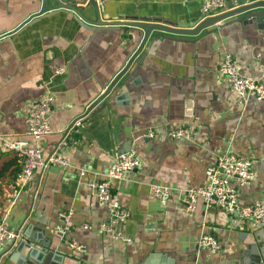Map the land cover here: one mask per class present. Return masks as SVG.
<instances>
[{"label": "crops", "instance_id": "1", "mask_svg": "<svg viewBox=\"0 0 264 264\" xmlns=\"http://www.w3.org/2000/svg\"><path fill=\"white\" fill-rule=\"evenodd\" d=\"M86 0H64L68 3ZM204 0H104L103 21L161 20L194 27ZM228 10L238 5L227 0ZM248 3V2H247ZM87 4H84L86 7ZM35 0H0V139L25 136L26 107L45 93L53 95L48 121L52 133L40 142L48 155L78 118V140L65 152L69 166L50 165L19 185V164L0 180V220L17 232L33 227L44 246L35 244L33 264H249L264 246V227H254L199 203L186 216L177 192L205 182V169L229 149L253 162L255 180L238 187L243 204L264 197V102L239 99L218 73L230 53L242 70L258 76L264 67V24L229 22L228 18L197 35L161 33L170 38L146 41L138 69L128 75L118 98H98L136 44L131 27L85 29L75 14L57 9L37 14ZM94 19L91 7L84 12ZM233 18V17H232ZM155 31L152 32V34ZM151 34V35H152ZM182 38V39H178ZM151 42V43H150ZM135 61L130 66L133 68ZM59 70V71H58ZM128 73V72H127ZM124 75L118 82L120 84ZM122 92V93H121ZM96 103L89 111L91 104ZM105 105V106H104ZM190 129L188 139L172 140L170 128ZM147 130L154 138L141 137ZM135 150L141 167L111 185L130 216L123 232L131 241H113L98 230L106 211L85 186L86 179L105 177L113 153ZM15 158L0 149V165ZM86 175L80 178L79 172ZM152 183L167 185L173 194L166 207L149 196ZM14 200L11 205V201ZM71 212L69 237L86 245L77 255L54 226L60 213ZM88 225L87 229L83 226ZM16 241L0 250V264H26ZM212 234L221 249H200L202 234Z\"/></svg>", "mask_w": 264, "mask_h": 264}, {"label": "built area", "instance_id": "2", "mask_svg": "<svg viewBox=\"0 0 264 264\" xmlns=\"http://www.w3.org/2000/svg\"><path fill=\"white\" fill-rule=\"evenodd\" d=\"M104 0H95L99 6ZM258 0H245L253 2ZM236 4L239 2L236 0ZM228 10L227 0H204L201 7L200 21L211 16L221 14ZM59 71V70H58ZM218 73L228 82L232 92L239 99L253 97L257 102H264V67L258 76L244 72L239 62L226 53L218 65ZM53 95L45 93L40 98L31 102L25 110L24 121L26 124L25 136L13 140L0 139V149L12 152L20 166L15 178L19 185L25 184L36 171H43L50 165L62 168L69 166L65 152L71 149L78 140L74 138L81 125V118L76 119L64 132L59 141L48 155H43L40 142L52 133L48 121ZM191 131L188 127L177 125L170 128L167 136L172 140L188 139ZM141 137L154 138V132L147 130ZM141 167V161L135 150L113 153L105 177L101 180L86 179L84 184L92 192L97 203L106 211L105 218L99 223V232L113 241L128 243L131 239L123 232V227L130 213L126 207L112 193L113 181L121 182L126 179L129 172ZM85 171L79 172L80 178L85 176ZM205 182L202 185L191 186L177 192L183 211L186 216H192L198 207L203 204L206 210L218 208L220 211L240 221H246L254 227H264V197L243 204L239 200L238 187L244 186L255 180L253 162L250 158L239 156L229 149H225L216 156L213 164L205 169ZM173 194L171 188L164 184L152 183L149 187V196L166 207ZM11 205L14 200L11 201ZM71 212L60 213L61 222L54 226V232L60 237L68 235L70 226L68 220ZM84 229L88 225L83 226ZM21 230L13 232L8 229L3 219L0 220V250L6 249L10 242L16 241ZM69 249L77 254L86 252V245L76 238L67 236ZM197 245L200 249L219 252L221 246L212 234H202Z\"/></svg>", "mask_w": 264, "mask_h": 264}, {"label": "water", "instance_id": "3", "mask_svg": "<svg viewBox=\"0 0 264 264\" xmlns=\"http://www.w3.org/2000/svg\"><path fill=\"white\" fill-rule=\"evenodd\" d=\"M35 2L39 3V7H40L36 15L44 14L49 11H53L57 9H67L75 14V16L77 17L79 23L83 28L88 29L90 31H93L94 29H114L119 27H125V28L131 27L133 29L138 30L140 36L139 42L136 44L135 48L131 52H129V54L127 55L121 66V70L109 82V84L106 86L101 96L98 98V100H96L97 102H99L105 96L110 95V98L116 100L118 96L121 95V94L118 95V93L125 85V81L127 80L128 75L133 74L138 69L139 65L142 63V60L145 55L143 54V56L137 59L136 57L138 56L144 44L150 37H151V42H154L157 38H161V39L170 38L169 36L163 35L161 33H170L175 35H190V36L197 35L200 31L209 28L211 26L217 25L228 18L231 19L227 23L238 22V23L246 24V23H250L252 20H255L259 24H264V0H258L248 3L245 2V0H238V2L241 4H239L235 8L229 9L215 16L207 17L199 21L192 28L178 27L176 24L162 22L161 20L144 19V20H140L139 22H123L119 20L110 21V22L103 21L100 18L98 12L99 9L95 0H86L85 2L80 1L74 4L72 3L67 4L66 2H64V0H35ZM84 4H87L86 7L84 6ZM89 7L93 9L94 19L84 15V12ZM153 31L155 32L152 34ZM178 39H182V38H178ZM134 60H136L135 64L133 68L130 70V66L132 65ZM124 75H127L126 79H123V81H121L120 84H118L119 80ZM123 96L121 95L119 99L122 98ZM96 103L94 102L93 104H91L88 111ZM127 151L129 150L119 151V153H123ZM21 229H22V235H21V239L19 240L16 246V252L17 253L21 252L23 248H27L26 252L23 254L24 256L23 259L24 262H26V264H33L30 261V258H35L36 256L34 243H40L44 246V249L42 250L44 254L50 253L49 245L47 244V242L42 243L39 240H37L38 238L41 237V235L34 234L33 227L26 226ZM249 264H264V246L259 247V249H256L254 262H251Z\"/></svg>", "mask_w": 264, "mask_h": 264}, {"label": "trees", "instance_id": "4", "mask_svg": "<svg viewBox=\"0 0 264 264\" xmlns=\"http://www.w3.org/2000/svg\"><path fill=\"white\" fill-rule=\"evenodd\" d=\"M16 163V160H9L7 162H4L0 165V180L4 177H6L10 173V169L12 166H14Z\"/></svg>", "mask_w": 264, "mask_h": 264}]
</instances>
